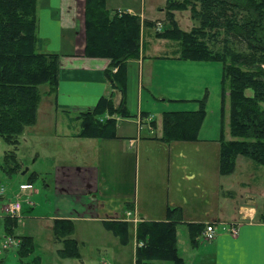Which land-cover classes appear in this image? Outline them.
Masks as SVG:
<instances>
[{
  "label": "crops",
  "instance_id": "1",
  "mask_svg": "<svg viewBox=\"0 0 264 264\" xmlns=\"http://www.w3.org/2000/svg\"><path fill=\"white\" fill-rule=\"evenodd\" d=\"M105 2L110 11L127 12L143 21L154 22L159 28L164 26L162 16L156 17V14L163 15L165 0L153 7L155 16L150 12L152 7L146 14L143 7L136 10L132 4ZM83 14L84 0H36V49L40 53L58 55L57 84L54 93L47 94V88L42 91L35 123L24 129L20 141L29 144L27 137L35 135L50 138L31 146L36 158L46 149H51L55 155L54 163L50 158L46 161L52 166V184L57 195L54 214L48 219L69 220L73 228L71 236L78 246L90 245L88 239L94 236V228L99 235L95 236L97 243L106 239L104 231L109 233L113 237L110 242L118 251L111 264H134L137 224L163 221L166 208L175 207L181 212V222L175 226V249L180 264H263L264 223L258 218L264 193H259V186L253 180V172H259L256 166L238 157L234 171L220 176L217 139L201 137L196 141L164 143L158 140L160 134L150 132L140 136V131L133 134L125 128L129 124H142L143 97L145 104L151 97L159 102L167 101L172 107L195 102L188 99L187 86H151L155 63L161 60L157 57L168 45L166 41L150 47L148 41L153 39L143 37L146 45L143 43L139 58L127 63V79L131 81V67L136 65L138 81L135 88L124 87L123 103L128 117H115V137L83 139L76 136L79 113L91 110L102 96L111 94L114 106L122 100L121 93L110 89L104 76L108 60L83 56ZM164 61L175 63L178 60ZM134 89L137 107L131 114L128 100ZM16 160L23 167L17 156ZM29 170L20 174L25 175ZM260 171L258 177L264 188V170ZM30 173L40 175L35 171ZM20 186L22 190H31L30 185ZM109 221L126 223V245H121L103 228V222ZM189 223H201L204 228L211 226L213 238L203 241L204 228L191 238L186 227ZM178 226L182 228L181 239ZM230 226L236 231L234 235L229 233ZM128 245L129 251L125 250Z\"/></svg>",
  "mask_w": 264,
  "mask_h": 264
},
{
  "label": "trees",
  "instance_id": "2",
  "mask_svg": "<svg viewBox=\"0 0 264 264\" xmlns=\"http://www.w3.org/2000/svg\"><path fill=\"white\" fill-rule=\"evenodd\" d=\"M187 10L193 22L181 29L174 12ZM163 30L152 32L153 39L166 40L157 59L209 61L221 65V94L227 99V138L223 124L219 144L218 172L228 176L237 157L264 167V0H165ZM84 48L86 58L108 60L104 76L110 89L121 93L117 106L111 94L98 99L91 110L79 113L76 134L83 139L115 137V117L127 118L123 103L125 69L137 60L143 37L150 36L154 22L140 21L137 15L110 11L105 0H84ZM145 30L143 31V29ZM36 0H0V138L12 149L5 151L1 170L16 174L19 164L15 150L25 128L32 126L41 96L39 87L54 93L57 84L58 55L37 51ZM111 69H115L114 72ZM248 90L250 94H246ZM193 111H166L158 140L196 141L204 117L202 100ZM106 119H102L103 116ZM223 119V116H222ZM27 176V185L35 179ZM264 223V200L259 214ZM181 222L179 208L167 207L163 221H141L135 229L134 264H180L175 249V226ZM16 219L5 217L4 230L10 233ZM103 228L121 245L128 241L122 221L103 222ZM193 238L204 228L201 223L186 224ZM69 220L52 221L53 239L61 244V258H80L78 244L71 237ZM16 255L25 258L32 249L31 238L20 236ZM264 264V263H263Z\"/></svg>",
  "mask_w": 264,
  "mask_h": 264
},
{
  "label": "rangeland",
  "instance_id": "3",
  "mask_svg": "<svg viewBox=\"0 0 264 264\" xmlns=\"http://www.w3.org/2000/svg\"><path fill=\"white\" fill-rule=\"evenodd\" d=\"M112 2V0H111ZM113 5L132 4L135 5L136 10L143 7L147 12L152 7V16L156 14V6L161 5V0H113ZM111 4L109 5V7ZM121 12V11H118ZM148 14V13H146ZM174 19L181 29L188 30L192 26V21L189 19V12L187 10L180 11L174 14ZM164 18V15H157L156 17ZM140 19V17H139ZM161 20V19H160ZM140 21H143L140 19ZM163 21V20H162ZM161 21V22H162ZM158 27V24L154 23V27L151 28L150 38L152 32L163 30ZM145 28L143 29V31ZM146 35L144 36V38ZM147 41V40H146ZM166 40L153 39L148 41L150 47H154L155 44H163ZM161 46V45H159ZM154 53V52H153ZM167 61L158 60L155 63L156 72L153 76L151 86H187L185 88L190 90V96L188 99L202 100L204 104V117L200 124L198 131V138L205 137L206 139L216 140L221 133V125L223 124V134L227 138V99L224 98V112L222 114V94H221V65L218 62L209 61H177L175 63H164ZM132 77L131 81L127 79V71L125 69V86H137V69L136 65L131 67ZM112 72L113 69H111ZM143 83L145 79L143 76ZM46 89V85L39 87L40 92ZM246 94H250L248 90ZM44 99H42L43 101ZM130 107H128L131 114L136 112L137 97L135 89L131 92L129 98ZM264 106V103L263 105ZM175 107V108H174ZM197 103L185 102L180 106H170L169 102H159L150 97L149 101L145 104V97L141 99L142 124L136 126L133 124L126 125L125 128L130 130L133 134L140 131V136L148 135L150 132L154 134H160L162 129V115L166 111H193L197 109ZM127 111V109H126ZM223 116V119H222ZM116 127V126H115ZM150 128V129H149ZM116 130V128H115ZM51 139L53 136H50ZM50 139L44 136H29L26 140L29 144H25L20 141L15 150V154L23 167H20L16 174L6 175L1 170L2 157L5 151L12 149L0 138V264H111L112 258L114 259V253L118 252L114 248V244L110 242L113 237L104 231L105 240L95 242V236H99L96 229L92 230L94 236H90L89 246H78V250L81 258H61L57 251L61 248V244L53 239L52 235V221L48 217H52L54 214V207L57 201V196L54 192L52 184V166L46 162L48 158L54 163V154L51 149L43 150L42 154L36 158L32 155V143L39 142L42 139ZM238 158V157H237ZM242 158V157H241ZM245 160V158H244ZM247 160V159H246ZM236 161V160H235ZM252 166H256L258 171H255L256 167H253V180L258 187L259 193H264V188H261L259 173L260 170H264V167H260L247 160ZM235 166V163H234ZM29 168V172L25 175L20 173ZM31 171H35L40 175L36 176L31 181V190H22L21 184L27 183V176ZM48 173V174H45ZM248 174H251L250 172ZM257 180V181H256ZM249 181V179H248ZM17 202L20 205L19 212L14 215H8L7 211L9 206ZM10 219H16V225L12 229L11 234L5 233L4 221L5 217ZM180 231L182 228L177 227L178 238L181 239ZM103 232V231H102ZM82 231L79 232V235ZM28 236L31 238L32 249L30 253L23 259H19L16 255V248L18 244V237ZM109 236V237H108ZM72 237V236H71ZM125 250H130V246ZM127 251V252H128Z\"/></svg>",
  "mask_w": 264,
  "mask_h": 264
},
{
  "label": "built area",
  "instance_id": "4",
  "mask_svg": "<svg viewBox=\"0 0 264 264\" xmlns=\"http://www.w3.org/2000/svg\"><path fill=\"white\" fill-rule=\"evenodd\" d=\"M113 71H115V69H113ZM19 209H20L19 203L14 202V203H12L9 206V209H8L7 213L10 216H14V215H16L19 212ZM235 232H236L235 229L230 226L229 227V233L231 235H234ZM201 237H202L203 241H210L213 238V230H212V227L211 226H206L204 228V231L201 234Z\"/></svg>",
  "mask_w": 264,
  "mask_h": 264
}]
</instances>
